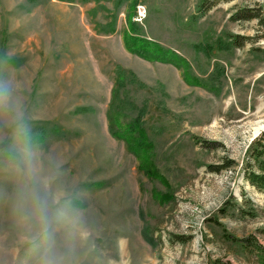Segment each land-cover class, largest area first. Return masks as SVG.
I'll return each instance as SVG.
<instances>
[{"label":"rangeland","instance_id":"374dc122","mask_svg":"<svg viewBox=\"0 0 264 264\" xmlns=\"http://www.w3.org/2000/svg\"><path fill=\"white\" fill-rule=\"evenodd\" d=\"M204 1L0 0V264H39L34 188L61 264H260L264 0Z\"/></svg>","mask_w":264,"mask_h":264},{"label":"trees","instance_id":"16d2710c","mask_svg":"<svg viewBox=\"0 0 264 264\" xmlns=\"http://www.w3.org/2000/svg\"><path fill=\"white\" fill-rule=\"evenodd\" d=\"M219 0H205L201 9L203 11L211 9L215 6ZM231 20L233 21H253L256 20L260 25H264V20L261 16L260 8H246L235 13ZM133 26V25H131ZM132 39V38H130ZM127 47L131 52L139 55L140 57L151 60V61H171L168 56L163 54L160 50L150 49L148 42L140 40L138 45L129 44L128 38L126 39ZM234 44L237 47H242L245 44V38L236 37L234 38ZM233 162L225 160L223 165L211 166V171L219 173L223 170H227L233 167ZM244 179L254 188L259 191H264V133L258 140L256 147H253L250 151V156L247 163L244 166ZM246 247L256 253V256L260 264H264V246L256 243L255 241L248 240Z\"/></svg>","mask_w":264,"mask_h":264},{"label":"clouds","instance_id":"9594fccd","mask_svg":"<svg viewBox=\"0 0 264 264\" xmlns=\"http://www.w3.org/2000/svg\"><path fill=\"white\" fill-rule=\"evenodd\" d=\"M26 210L34 219L38 226V235H43L46 241V246L40 257L39 264H61V260L56 256L53 248L54 241L52 239L50 228L49 207L46 195L39 189H31L23 195Z\"/></svg>","mask_w":264,"mask_h":264},{"label":"built area","instance_id":"2783aa9c","mask_svg":"<svg viewBox=\"0 0 264 264\" xmlns=\"http://www.w3.org/2000/svg\"><path fill=\"white\" fill-rule=\"evenodd\" d=\"M144 10L142 9V8H139L138 9V15L141 17V18H143L145 15H144Z\"/></svg>","mask_w":264,"mask_h":264},{"label":"bare ground","instance_id":"6f19581e","mask_svg":"<svg viewBox=\"0 0 264 264\" xmlns=\"http://www.w3.org/2000/svg\"><path fill=\"white\" fill-rule=\"evenodd\" d=\"M264 128V126H262V125H258V127L256 128V130H255V132L256 131H259V130H261V129H263Z\"/></svg>","mask_w":264,"mask_h":264}]
</instances>
